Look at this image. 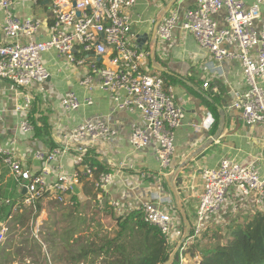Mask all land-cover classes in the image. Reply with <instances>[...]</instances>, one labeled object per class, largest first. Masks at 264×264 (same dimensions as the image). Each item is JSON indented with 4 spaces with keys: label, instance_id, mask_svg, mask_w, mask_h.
Wrapping results in <instances>:
<instances>
[{
    "label": "built area",
    "instance_id": "1",
    "mask_svg": "<svg viewBox=\"0 0 264 264\" xmlns=\"http://www.w3.org/2000/svg\"><path fill=\"white\" fill-rule=\"evenodd\" d=\"M32 2L49 6L51 17L46 24L37 17H21L15 11L14 0H0V78L24 90L22 101L15 105L19 114L18 129L25 134L35 130L28 117V109L35 100L31 87L51 77V69L43 55L54 52L71 65L87 67L79 81L85 87L86 95L81 97L77 92L69 91L60 97L59 104L65 114L71 115L92 105L91 94L95 88L107 91L117 110L140 113V123L132 124L129 143L134 150H143L154 143L160 167L167 174L176 155L177 132L183 125L185 111L177 102L174 87L147 68L144 61L150 52L140 49L131 37L130 10L136 7L137 0ZM220 12H225L223 25L215 18ZM262 18L264 0H255L250 6L245 0H196L193 7L185 10L169 8L157 29L158 39L165 42H171L175 31L182 29L216 61L237 60L241 63L247 89L235 94L233 106L248 125L264 124ZM204 86L208 87L209 83ZM2 119L0 108V121ZM213 121L209 116L207 125ZM117 134L110 117H94L64 129L62 142L56 147L36 148L33 159L41 164L38 169L24 164L1 140L0 156L9 175L26 189L24 204L35 206L37 201L47 197L68 203L83 180L93 179L94 185L101 190L112 183L116 172L91 165L87 155L93 141L110 140ZM68 154H72V170H68L64 162ZM201 176L204 191L189 238L192 241L201 236L211 219L221 213L232 188L247 202L264 207V170L257 166L224 158L216 167H204ZM161 185L162 181L159 182ZM95 201L99 207L107 205L118 213L123 212L120 201L101 195ZM172 204V196L158 189L136 207L142 210L145 221L162 231L168 243H171L174 227ZM8 230L6 225L0 228V243L5 240ZM194 258L198 261L199 253Z\"/></svg>",
    "mask_w": 264,
    "mask_h": 264
},
{
    "label": "crops",
    "instance_id": "2",
    "mask_svg": "<svg viewBox=\"0 0 264 264\" xmlns=\"http://www.w3.org/2000/svg\"><path fill=\"white\" fill-rule=\"evenodd\" d=\"M245 1L247 6H250L255 0ZM195 2L196 0H137L136 7L130 10L133 20L131 37L138 47L141 45L140 49L150 52V56L144 61L147 68L164 77L166 82L174 87L177 102L185 111L183 125L177 132L176 155L167 174H164L160 167L154 143L143 150H134L129 143L132 124L140 123V113L117 110L107 91L95 88L92 94L90 93L94 98L92 105L83 107L71 115L65 114L59 104L60 97L69 91H75L81 97L87 93L85 87L79 83L81 77L87 72L86 66L71 65L54 52L43 55L52 75L43 83H34L31 87L35 100L28 109V117L40 131L34 130L30 134L22 133L18 129L19 114L15 111L16 103L22 101L24 90L0 78V108L3 112V119L0 121L1 143L14 151L24 164L35 169L41 166L33 159L36 148L56 147L62 142L64 129L80 124L86 119L110 117L111 124L118 130V134L110 140L93 141L89 147L88 161L96 160L103 170L116 172L112 183L101 190L94 185L93 179L83 180L72 195V201L56 202L70 208L76 205L75 208L79 207L77 216H80V220L87 222L90 221L92 214L87 213L89 208L86 204H90L92 197L95 206L98 195L105 199L120 201L123 205L122 213L112 210L111 207L92 208L93 211L100 213L97 215L99 217L97 223L110 219L113 221L114 225L111 228L115 227V230L110 234L114 236L118 229L115 217L127 215L147 199L152 191L163 189V192L170 194L174 201L170 207L174 217L171 243H169L171 254L177 249L186 231L184 213L191 222V227H194L196 211L204 191L201 176L204 167H216L222 159L229 158L264 170V124H246L241 118L240 111L233 106L235 94L243 93L247 89L241 63L237 60L216 61L209 53L201 49L192 35L182 29L175 31L171 42L162 41L156 35L157 47L155 48L153 28L162 12L171 7L185 10L193 7ZM14 5L16 13L21 17H37L45 24L50 20V8L45 4L34 5L32 0H14ZM215 18L220 25H223L225 12L218 13ZM89 57L92 58V55ZM59 62L63 65L58 66ZM155 67H163L168 72H162ZM206 82L209 83L208 87L204 86ZM49 84L55 85V88ZM262 85L264 86V80ZM217 115L219 122L215 129L213 125ZM209 116L214 120L210 126L207 125ZM64 162L68 170L74 168L72 154L66 155ZM180 166H182L181 169L173 177ZM1 179L0 185L3 183ZM170 179L173 180L183 211L170 189ZM160 181L163 184L161 186H159ZM17 188L22 192L24 190L19 184ZM247 201L235 188H232L225 207L220 214L211 219L209 226L228 222L229 212L237 214L243 211L244 218L239 220L243 222L256 211L263 210ZM85 207L87 211L84 210ZM14 222L12 218L0 221V228L6 225L14 229ZM20 224L17 223L15 226L18 228ZM65 239L69 243H74L71 236ZM4 242L0 243L2 248L0 259L3 260L0 263L5 262L2 254L7 253L8 256L9 251ZM192 242L191 239L186 240L182 244L185 246L184 249H187ZM207 242L204 240L202 244ZM184 249L183 246L178 249L177 258L171 264L196 263L194 256L190 253L184 254ZM63 259L64 262L74 263L67 257L66 252Z\"/></svg>",
    "mask_w": 264,
    "mask_h": 264
},
{
    "label": "trees",
    "instance_id": "3",
    "mask_svg": "<svg viewBox=\"0 0 264 264\" xmlns=\"http://www.w3.org/2000/svg\"><path fill=\"white\" fill-rule=\"evenodd\" d=\"M217 127L219 116L214 119ZM216 129V128H215ZM35 131L40 129L35 127ZM89 159V153L87 160ZM3 164V158L0 156ZM97 165L101 170L100 163L96 160L89 162ZM0 185V221L19 219L15 216L14 208L24 205V193L17 188L18 182L13 178L4 180L1 177ZM40 200L37 207L40 208ZM117 231L114 236L103 235L99 241H87L79 244V252L73 255V261L81 263L91 255L94 257L104 256L102 264H164L171 255L170 244L166 241L162 231L145 221L141 209H134L127 215L115 217ZM230 224V223H228ZM220 233V232H219ZM215 240L209 241L203 247L194 240L184 254L190 253L195 256L199 253L200 259L195 264H264V210L256 211L248 216L244 223L237 221L226 226V232L217 235ZM64 241V249L72 247V243ZM210 242V243H209ZM185 247L184 245H182ZM0 247V253H1ZM8 261L7 253L2 254Z\"/></svg>",
    "mask_w": 264,
    "mask_h": 264
},
{
    "label": "rangeland",
    "instance_id": "4",
    "mask_svg": "<svg viewBox=\"0 0 264 264\" xmlns=\"http://www.w3.org/2000/svg\"><path fill=\"white\" fill-rule=\"evenodd\" d=\"M60 65H63V63L59 62L58 66ZM49 86L55 88V85L49 84ZM59 93L61 94L62 92ZM1 177H4L6 180L12 178L8 174V169L0 162V179ZM89 202L90 204H86L89 208V212L87 213L92 215L91 217L89 216L90 221L87 222L80 220V216H77L79 207L75 208V205L70 208V206L57 203L56 200L50 197L40 201L39 209L37 207L38 203L36 207H33L34 205L30 207L21 205L18 208L16 206L14 208L15 216L19 215L20 218L13 219L15 221V224H13L14 229L8 228L5 242L3 241L5 247L9 250L8 261L10 262L6 264H70V262H64L65 252L67 253V257L74 262L73 255L79 252V244L85 243L86 240L90 241V239L99 241L103 235L113 233L115 230V227L111 228L114 225L113 221L110 219L106 222L97 223L99 218L97 215L100 213L92 209L96 208L97 202L95 201V206L93 197ZM106 207L109 206H103V208ZM111 209L113 210V208ZM84 210L87 211V207ZM242 213L243 211L237 214L229 212L227 216L228 222L220 225H217V223L211 224L201 236L196 238L197 243H199L200 247H204L206 243L203 245L202 241H209L208 238L215 240L214 238L220 235L219 232L222 234L226 232L227 225H231L234 221L240 224L244 223V221H239L244 218ZM17 223H21L18 228L15 226ZM70 236L74 240V243L72 247L64 249L63 240ZM103 257V255L97 257L91 255L83 263L74 262L72 264H102ZM0 261L3 260L0 259Z\"/></svg>",
    "mask_w": 264,
    "mask_h": 264
},
{
    "label": "water",
    "instance_id": "5",
    "mask_svg": "<svg viewBox=\"0 0 264 264\" xmlns=\"http://www.w3.org/2000/svg\"><path fill=\"white\" fill-rule=\"evenodd\" d=\"M46 1H47V0H44V3H46ZM168 10H169V8H166L165 11L162 12V15L160 16V18L156 21V24L154 25V28H153V36H154V39H155V40H156L157 29H158V26H159V24H160L161 18L163 17V15H164ZM101 35H103V34H101ZM139 47L142 48L141 45H139ZM156 47H157V40H156V44H155V48H156ZM155 68H157L158 70H160V71H162V72H168V71H167L165 68H163V67H155ZM189 161H190V160H189ZM184 165H185V164H184ZM182 166H183V165H182ZM182 166H180V167L174 172L173 177H174V175H175L176 173H178V171L181 169ZM169 186H170V189H171L173 195H174V196L176 197V199H177L178 206L180 207V204H179V197H178V195H177V192L175 191V187H174V185H173V180H172V179L169 180ZM23 193H26V189H25V188H24V190H23ZM180 208H181V210L183 211L182 207H180ZM183 217H184V220H185V227H186L185 234H184L183 238L181 239V241H180V243H179L177 249L174 250V252L171 254V256L169 257V259H168L164 264H171L172 261H173L175 258H177V257H176V253H177L178 249L182 246V244H183L186 240H188V239L190 238V235H191V229H192V227H191V222L189 221V219H188V217H187V215H186L185 213L183 214Z\"/></svg>",
    "mask_w": 264,
    "mask_h": 264
}]
</instances>
